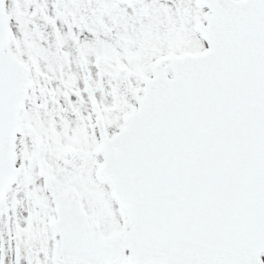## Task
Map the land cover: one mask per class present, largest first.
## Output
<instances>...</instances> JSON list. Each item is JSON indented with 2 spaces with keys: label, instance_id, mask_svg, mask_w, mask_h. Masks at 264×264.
Wrapping results in <instances>:
<instances>
[{
  "label": "snow or ice",
  "instance_id": "snow-or-ice-1",
  "mask_svg": "<svg viewBox=\"0 0 264 264\" xmlns=\"http://www.w3.org/2000/svg\"><path fill=\"white\" fill-rule=\"evenodd\" d=\"M0 264H264V0H0Z\"/></svg>",
  "mask_w": 264,
  "mask_h": 264
}]
</instances>
